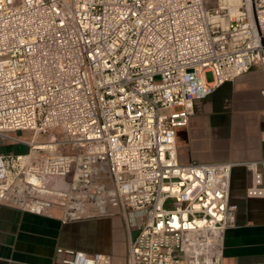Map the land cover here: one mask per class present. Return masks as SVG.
<instances>
[{
	"label": "built area",
	"instance_id": "obj_1",
	"mask_svg": "<svg viewBox=\"0 0 264 264\" xmlns=\"http://www.w3.org/2000/svg\"><path fill=\"white\" fill-rule=\"evenodd\" d=\"M253 64L264 73V0H0V136L33 137L0 154V205L17 182L66 190L80 156H103L133 231L126 264H223L234 162L180 163L175 129ZM241 164L246 196H264V160Z\"/></svg>",
	"mask_w": 264,
	"mask_h": 264
},
{
	"label": "crops",
	"instance_id": "obj_2",
	"mask_svg": "<svg viewBox=\"0 0 264 264\" xmlns=\"http://www.w3.org/2000/svg\"><path fill=\"white\" fill-rule=\"evenodd\" d=\"M264 73L259 64L194 102L185 126L175 129L180 163L234 162L228 199L235 226L223 239V264H264V196L247 197L250 171L264 160ZM60 134H58V137ZM32 133L0 136V154H26ZM263 176L264 164L259 166ZM33 189L17 182L0 205V264H56L57 248L109 254L126 264L128 231L103 156H80L68 189Z\"/></svg>",
	"mask_w": 264,
	"mask_h": 264
},
{
	"label": "rangeland",
	"instance_id": "obj_3",
	"mask_svg": "<svg viewBox=\"0 0 264 264\" xmlns=\"http://www.w3.org/2000/svg\"><path fill=\"white\" fill-rule=\"evenodd\" d=\"M216 0H213V3L215 2ZM206 78L207 80H210L211 79V73L210 72H207L206 73Z\"/></svg>",
	"mask_w": 264,
	"mask_h": 264
},
{
	"label": "bare ground",
	"instance_id": "obj_4",
	"mask_svg": "<svg viewBox=\"0 0 264 264\" xmlns=\"http://www.w3.org/2000/svg\"><path fill=\"white\" fill-rule=\"evenodd\" d=\"M236 3H239L240 0H234ZM230 11H234L233 7H230Z\"/></svg>",
	"mask_w": 264,
	"mask_h": 264
}]
</instances>
